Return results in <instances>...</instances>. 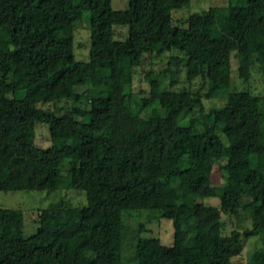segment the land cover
Listing matches in <instances>:
<instances>
[{
  "label": "trees",
  "instance_id": "16d2710c",
  "mask_svg": "<svg viewBox=\"0 0 264 264\" xmlns=\"http://www.w3.org/2000/svg\"><path fill=\"white\" fill-rule=\"evenodd\" d=\"M190 4L129 0L116 11L112 0H0V192L81 190L88 202L39 210L30 237L21 210L0 209V264H237L249 239L264 238V95L233 87L236 69L243 81L257 65L264 75V0H229L180 27L174 13ZM84 24L91 78L75 58ZM165 52L182 56L145 72L163 96H114V82L137 76L135 59ZM182 68L190 87L175 89ZM212 99L223 105L207 110ZM40 124L49 148L37 143ZM132 211L171 220L173 245L143 237L145 224L131 231ZM242 215L251 225L227 234L224 217ZM246 264H264V248Z\"/></svg>",
  "mask_w": 264,
  "mask_h": 264
},
{
  "label": "rangeland",
  "instance_id": "374dc122",
  "mask_svg": "<svg viewBox=\"0 0 264 264\" xmlns=\"http://www.w3.org/2000/svg\"><path fill=\"white\" fill-rule=\"evenodd\" d=\"M229 0H191V4L187 8L177 10L174 13L175 18L179 22L180 27H185L189 16L194 12H199L208 9L212 6H226ZM129 5V0H112V7L116 11L126 10ZM117 29V28H116ZM128 29L118 28L116 30L117 39L124 40L127 38ZM75 58L77 61L84 62L91 78L92 67L90 64V47L91 35L87 26L84 24L75 32ZM159 49L160 46H157ZM181 57L179 53H163L161 55H152L146 59H135V63H142L138 68V74L131 81H116L113 85V94L117 98H130L132 94L144 92L146 94L153 93L158 96H163L158 92V89L151 87L145 79V72L153 71L154 74H161L170 68L172 57ZM236 68V67H235ZM237 70V69H236ZM233 74V87L240 91H247L253 95H264V75L257 65L252 73V77L248 81H243L238 77L237 71ZM171 73L168 72L165 82L162 86V91L170 92L172 89ZM199 82L191 84L192 89H196ZM190 84L186 80V72L182 68L178 77L175 80L174 88L182 89L189 88ZM88 87H80L78 91L85 94ZM222 100L212 99L205 100V107L209 110L212 107H220L223 105ZM73 102L63 103L62 108L70 107ZM79 105L85 106V103ZM53 106L47 105L46 108ZM37 143L42 148L50 147V132L49 128L40 124L36 129ZM215 185L224 184V175L217 171L213 177ZM192 205L191 201L187 202ZM206 204L218 205V198H207ZM87 197L84 191L81 190H55V191H17V192H0V209L21 210L25 218V236H32L38 228L36 221V212L39 210L58 209L62 207H85L87 206ZM150 212L147 211H132L125 213L127 226L131 231H138L142 224H145L146 230L142 233L143 237L159 238L164 245L171 246L174 242V227L171 220L162 218L159 221H149ZM251 225V221L246 215H242V220L238 218L224 217L225 232L229 234L239 226L245 228ZM264 248V238L256 237L249 239L245 244L242 255L236 260L237 264H246L250 255L258 249Z\"/></svg>",
  "mask_w": 264,
  "mask_h": 264
}]
</instances>
